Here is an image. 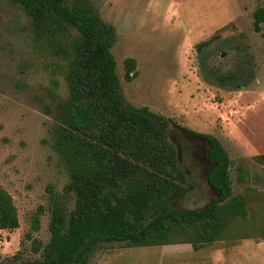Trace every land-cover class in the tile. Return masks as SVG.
Wrapping results in <instances>:
<instances>
[{
	"label": "rangeland",
	"instance_id": "1",
	"mask_svg": "<svg viewBox=\"0 0 264 264\" xmlns=\"http://www.w3.org/2000/svg\"><path fill=\"white\" fill-rule=\"evenodd\" d=\"M92 2L116 28L112 51L127 100L215 135L231 157L235 193L247 186L264 189V166L254 159L264 153V23L259 32L254 26L264 0ZM31 29L21 6L0 0V189L12 194L20 216L19 228L0 229V264L41 258L33 241H50L54 197L68 199L69 208L74 204L65 195L69 173L52 146L54 112L45 110L54 107L52 81L59 82L58 97H67L68 86ZM127 58L136 63L133 80L126 77ZM172 139L191 174L189 192L175 205L204 206L216 196L206 180L208 143L178 128ZM237 244L195 251L191 244L127 247L113 241L98 245L89 264H239ZM258 258L251 253L244 262L263 264Z\"/></svg>",
	"mask_w": 264,
	"mask_h": 264
},
{
	"label": "trees",
	"instance_id": "2",
	"mask_svg": "<svg viewBox=\"0 0 264 264\" xmlns=\"http://www.w3.org/2000/svg\"><path fill=\"white\" fill-rule=\"evenodd\" d=\"M10 1L30 18L33 41L68 86L67 97H58L59 82L52 81L54 107L45 110L54 112L52 146L69 173L65 195L74 204L69 208L68 199L54 197L50 241H33L42 255L29 264H89L98 245L113 241L127 247L191 244L199 251L221 241L264 238V189L234 192L232 160L221 141L127 100L112 51L116 28L92 0ZM254 18L259 32L264 5ZM125 65L133 80L135 60ZM174 128L208 143L206 180L216 196L199 208L175 205L189 192L191 174L172 139ZM254 159L264 166V153ZM19 227L14 198L1 188L0 229ZM33 227L40 228L38 215Z\"/></svg>",
	"mask_w": 264,
	"mask_h": 264
},
{
	"label": "crops",
	"instance_id": "3",
	"mask_svg": "<svg viewBox=\"0 0 264 264\" xmlns=\"http://www.w3.org/2000/svg\"><path fill=\"white\" fill-rule=\"evenodd\" d=\"M221 242H224V241H221ZM224 243L226 244V246H231L233 244L238 243L236 245V254H237V259L239 261V264H243V263L245 264L244 259H247L248 255H250L251 253L253 254L257 253V256L259 257L258 259L264 264V238L243 239V240L237 241L236 243H232V244H227L226 242Z\"/></svg>",
	"mask_w": 264,
	"mask_h": 264
}]
</instances>
